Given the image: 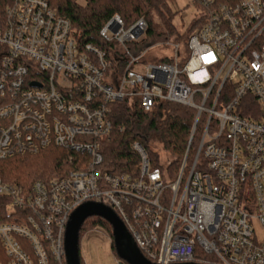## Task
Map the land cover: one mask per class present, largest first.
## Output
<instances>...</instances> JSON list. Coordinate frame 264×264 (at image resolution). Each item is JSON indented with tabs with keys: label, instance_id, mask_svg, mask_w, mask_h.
<instances>
[{
	"label": "built area",
	"instance_id": "2783aa9c",
	"mask_svg": "<svg viewBox=\"0 0 264 264\" xmlns=\"http://www.w3.org/2000/svg\"><path fill=\"white\" fill-rule=\"evenodd\" d=\"M190 1L197 28L184 45L165 33L170 55L157 62L142 61L157 45L133 50L156 32L149 13L128 24L113 15L101 49L79 45L46 0L4 1L0 161L54 147L68 172L29 189L0 180L11 215L0 264H66L67 222L89 202L110 208L151 264H264V0ZM124 101L194 112L175 179L138 143L137 177L101 174L110 106Z\"/></svg>",
	"mask_w": 264,
	"mask_h": 264
},
{
	"label": "trees",
	"instance_id": "16d2710c",
	"mask_svg": "<svg viewBox=\"0 0 264 264\" xmlns=\"http://www.w3.org/2000/svg\"><path fill=\"white\" fill-rule=\"evenodd\" d=\"M5 0H0V8ZM172 0H46L55 13L70 23L71 35L79 45L92 44L101 49L108 48L101 42L99 30L115 14L120 15L126 24L143 15V11L155 10L164 20L171 34L174 28L170 24L174 15L168 7ZM134 14V18L131 16ZM155 23V20H154ZM194 21L182 38L188 40L197 28ZM175 35V34H174ZM178 40L179 38H176ZM158 38L147 32L134 45V52L144 50ZM187 42V41H186ZM186 44V43H185ZM165 62V61H162ZM112 132L108 139L100 142L103 163L101 174L127 175L137 177L140 158L132 145L138 143L147 153L151 168H159L170 180L175 179L180 163L186 151L194 112L185 107L158 103L149 112H143L138 106L127 101L113 103L111 106ZM194 145V141L193 144ZM164 155L165 162L161 161ZM68 152L49 147L34 155L15 156L0 161V180L29 189L36 181H47L67 174ZM192 156L187 157L190 163ZM9 201L0 197V224L11 221ZM104 231L112 245L111 227L98 217L87 218L80 230L79 240L92 230ZM116 259L117 256L115 255ZM6 258L0 246V263ZM80 264H83L79 255Z\"/></svg>",
	"mask_w": 264,
	"mask_h": 264
},
{
	"label": "rangeland",
	"instance_id": "374dc122",
	"mask_svg": "<svg viewBox=\"0 0 264 264\" xmlns=\"http://www.w3.org/2000/svg\"><path fill=\"white\" fill-rule=\"evenodd\" d=\"M168 7L174 15L170 24L175 29V35L170 33L169 29L164 24L163 18L158 13H153V10L143 11L144 15L149 13L151 16L153 27L157 32H153L152 35L158 38V41L151 44L157 45L158 48L147 53L142 61L157 62L162 57L170 55L169 48L159 47L165 38L163 36H166L164 35L165 33L168 34L172 41L184 45L187 40L185 41L184 39H181V34L188 31L189 27L192 26L196 17L199 15L198 8L190 0H172L168 3ZM134 17L135 16L133 14L131 18ZM156 24L161 26L157 27ZM174 36L179 39L175 40ZM161 161L165 162L163 154L161 155ZM257 233L260 236L259 230H257ZM79 255L84 264H118L117 261H119L116 259L112 249L110 248L108 235L104 231L96 229L86 233L80 238Z\"/></svg>",
	"mask_w": 264,
	"mask_h": 264
},
{
	"label": "water",
	"instance_id": "95a60500",
	"mask_svg": "<svg viewBox=\"0 0 264 264\" xmlns=\"http://www.w3.org/2000/svg\"><path fill=\"white\" fill-rule=\"evenodd\" d=\"M90 217H98L110 225L113 249L120 264H151L141 255L118 216L110 208L94 202L81 205L69 217L64 235L66 264H80L79 230Z\"/></svg>",
	"mask_w": 264,
	"mask_h": 264
},
{
	"label": "snow or ice",
	"instance_id": "6c2138e0",
	"mask_svg": "<svg viewBox=\"0 0 264 264\" xmlns=\"http://www.w3.org/2000/svg\"><path fill=\"white\" fill-rule=\"evenodd\" d=\"M209 56H211V54H209ZM209 56H205L203 59L207 62L209 60Z\"/></svg>",
	"mask_w": 264,
	"mask_h": 264
},
{
	"label": "flooded vegetation",
	"instance_id": "af4514ba",
	"mask_svg": "<svg viewBox=\"0 0 264 264\" xmlns=\"http://www.w3.org/2000/svg\"><path fill=\"white\" fill-rule=\"evenodd\" d=\"M118 263L120 264V262L118 261Z\"/></svg>",
	"mask_w": 264,
	"mask_h": 264
}]
</instances>
